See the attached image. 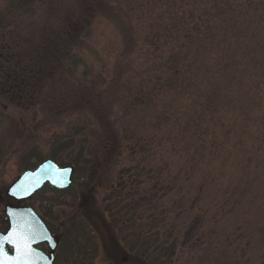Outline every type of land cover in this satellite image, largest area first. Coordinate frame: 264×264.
<instances>
[{
  "label": "rangeland",
  "instance_id": "1",
  "mask_svg": "<svg viewBox=\"0 0 264 264\" xmlns=\"http://www.w3.org/2000/svg\"><path fill=\"white\" fill-rule=\"evenodd\" d=\"M45 159L72 184L16 203ZM8 204L60 264H264V0H0Z\"/></svg>",
  "mask_w": 264,
  "mask_h": 264
},
{
  "label": "water",
  "instance_id": "2",
  "mask_svg": "<svg viewBox=\"0 0 264 264\" xmlns=\"http://www.w3.org/2000/svg\"><path fill=\"white\" fill-rule=\"evenodd\" d=\"M73 166H60L52 159L42 161L37 168L29 169L19 175L7 189V195L16 199L19 203L31 199L32 196L42 189L46 184H50L57 189L68 188L73 181ZM5 213L9 218L10 229L6 233H0V239L8 236L14 231L18 222H23L29 229L34 230L38 234H43L39 241H48L53 248H56L58 242L51 235L46 225L31 206L11 205L5 208ZM3 244V251L6 253Z\"/></svg>",
  "mask_w": 264,
  "mask_h": 264
},
{
  "label": "snow or ice",
  "instance_id": "3",
  "mask_svg": "<svg viewBox=\"0 0 264 264\" xmlns=\"http://www.w3.org/2000/svg\"><path fill=\"white\" fill-rule=\"evenodd\" d=\"M42 238H44L43 234L29 229L22 221L18 222L12 233L0 239V264H34L35 251L32 244ZM5 242L15 248L14 257L9 258L3 251Z\"/></svg>",
  "mask_w": 264,
  "mask_h": 264
},
{
  "label": "flooded vegetation",
  "instance_id": "4",
  "mask_svg": "<svg viewBox=\"0 0 264 264\" xmlns=\"http://www.w3.org/2000/svg\"><path fill=\"white\" fill-rule=\"evenodd\" d=\"M12 199V198H11ZM15 201V200H14ZM18 203L17 201H15ZM17 205V204H14ZM24 206H31L29 204H23ZM33 207V206H31ZM37 214L40 216L47 229L51 233L53 237L56 238L58 244L56 248H53L48 241H39L32 244V248L35 251L34 256V264H60V255H59V247L61 244V235L60 232L57 231L54 221H52L49 217L45 216L38 209L33 207ZM5 226L0 228V233H6L10 229L9 218L5 214ZM6 254L9 258L14 257L16 255L15 248L11 244H6L5 246Z\"/></svg>",
  "mask_w": 264,
  "mask_h": 264
},
{
  "label": "trees",
  "instance_id": "5",
  "mask_svg": "<svg viewBox=\"0 0 264 264\" xmlns=\"http://www.w3.org/2000/svg\"><path fill=\"white\" fill-rule=\"evenodd\" d=\"M192 23L191 24H194V23H196V24H194V29L195 30H199V25H198V23L197 22H195V21H191ZM189 29H191V26L189 27ZM30 157L31 156H27L26 157V159H30ZM54 158L56 157L55 155L53 156ZM38 165V164H37ZM36 167V166H35ZM49 188H51V189H54V190H56L55 188H53V187H51V186H48Z\"/></svg>",
  "mask_w": 264,
  "mask_h": 264
}]
</instances>
